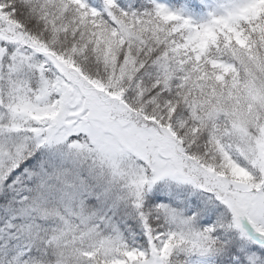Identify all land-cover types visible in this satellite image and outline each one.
Returning a JSON list of instances; mask_svg holds the SVG:
<instances>
[{
  "label": "snow or ice",
  "instance_id": "1",
  "mask_svg": "<svg viewBox=\"0 0 264 264\" xmlns=\"http://www.w3.org/2000/svg\"><path fill=\"white\" fill-rule=\"evenodd\" d=\"M0 264H264V0H0Z\"/></svg>",
  "mask_w": 264,
  "mask_h": 264
}]
</instances>
